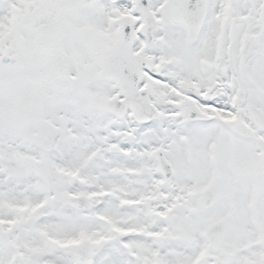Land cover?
I'll return each instance as SVG.
<instances>
[{"label": "snow or ice", "instance_id": "obj_1", "mask_svg": "<svg viewBox=\"0 0 264 264\" xmlns=\"http://www.w3.org/2000/svg\"><path fill=\"white\" fill-rule=\"evenodd\" d=\"M0 264H264V0H0Z\"/></svg>", "mask_w": 264, "mask_h": 264}]
</instances>
